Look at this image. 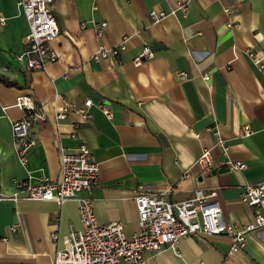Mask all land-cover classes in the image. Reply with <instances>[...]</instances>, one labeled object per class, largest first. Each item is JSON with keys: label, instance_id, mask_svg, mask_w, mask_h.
Instances as JSON below:
<instances>
[{"label": "crops", "instance_id": "0c3cea01", "mask_svg": "<svg viewBox=\"0 0 264 264\" xmlns=\"http://www.w3.org/2000/svg\"><path fill=\"white\" fill-rule=\"evenodd\" d=\"M177 1L187 4L186 13L156 22L149 18L150 11L169 12ZM18 2L0 0L2 193L12 195L14 181L28 176L55 180L59 148L73 151L84 144L99 170L91 192L97 221L123 222L128 238L138 230L137 186L146 193L169 190L176 201L195 189H215L225 222L251 220L240 194L244 186L264 180V72L244 52L264 57V0H53L60 34L48 43L57 60L45 70H29L15 60L28 32ZM101 22L106 27L98 36ZM124 37L126 49L118 60H91L99 45L116 46ZM143 45L153 57L135 64ZM22 94L43 113L32 125L36 145L25 166L17 160L10 130V122L23 117L14 107ZM85 99L93 102L89 120L70 111L57 122L65 102L80 107ZM99 104L109 106L111 118ZM73 124L80 125L75 134ZM246 124L253 133L238 137ZM214 128L243 170L214 173L225 168L217 149L209 171L202 173L195 164L201 150L212 147ZM79 228L75 200L60 205L5 199L0 202V264H52L56 245L50 233L65 236ZM230 246L226 236L182 238L173 248L145 251L143 264H264V228L253 231L233 255Z\"/></svg>", "mask_w": 264, "mask_h": 264}, {"label": "built area", "instance_id": "2783aa9c", "mask_svg": "<svg viewBox=\"0 0 264 264\" xmlns=\"http://www.w3.org/2000/svg\"><path fill=\"white\" fill-rule=\"evenodd\" d=\"M52 4L53 0L18 2L28 25V32L24 36L23 52L14 57L26 69L45 70L48 63L57 60V54L48 46L60 34ZM177 11L186 13L187 4L177 1L175 8L169 12L152 10L148 15L156 22ZM224 12L229 14V8H224ZM3 21L4 18L0 17V23ZM227 25L233 26L232 23ZM85 26L83 23L82 27ZM105 27V22L96 24V34L101 35ZM126 40L127 37H124L119 44L111 47L99 45L91 54V60H118L126 49ZM244 53L260 72H264V57L258 56L253 50H245ZM153 54L150 47L143 45L133 61L140 64L152 58ZM180 76H185V73L181 72ZM202 78L207 81L209 74H204ZM92 106L91 99H85L80 107L65 102L55 118L57 122H61L73 111L81 119L89 120ZM14 107L23 112V117L10 122L11 138L16 148L17 160L25 166L28 151L36 145L32 125L43 113L35 100L26 94L16 97ZM97 108L106 118H111L109 106L99 104ZM79 126L73 124L74 134ZM252 133L253 130L246 124L241 127L238 137H247ZM212 136V147L203 148L195 162L201 172L209 171L212 167L213 149H217L222 156L219 162L221 167L234 171L243 170L245 165L242 162L233 161L228 156L229 145L218 128L212 130ZM58 153L59 174L55 180L46 175L37 178L28 176L14 181L15 191L12 195H5L0 190V202L5 199L55 201L60 205L69 200L77 202L80 228L65 236L57 231L50 233V238L56 245L52 264H143L145 251L158 252L164 247L173 248L180 239L187 237L226 236L231 242L228 254L233 255L244 248L253 231L264 228V180L242 188L240 202L251 210V220L240 225L223 220L215 189H195L191 196L176 201L170 199L169 190L146 193L141 186H137L133 200L138 214V230L128 238L124 233L123 222L100 224L97 221L91 192L98 184L99 170L91 151L81 144L73 151L60 147Z\"/></svg>", "mask_w": 264, "mask_h": 264}, {"label": "water", "instance_id": "95a60500", "mask_svg": "<svg viewBox=\"0 0 264 264\" xmlns=\"http://www.w3.org/2000/svg\"><path fill=\"white\" fill-rule=\"evenodd\" d=\"M215 75H216L217 78L219 77V73H216ZM226 170H228V169L227 168H220L217 171H214V173L215 172H219L220 173V172H223V171H226Z\"/></svg>", "mask_w": 264, "mask_h": 264}]
</instances>
